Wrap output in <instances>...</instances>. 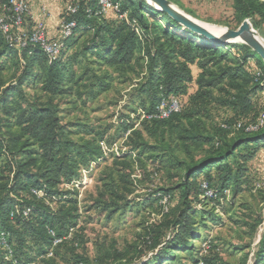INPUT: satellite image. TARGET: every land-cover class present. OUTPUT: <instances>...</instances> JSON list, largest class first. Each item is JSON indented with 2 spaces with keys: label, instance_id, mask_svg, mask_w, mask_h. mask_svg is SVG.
<instances>
[{
  "label": "trees",
  "instance_id": "1",
  "mask_svg": "<svg viewBox=\"0 0 264 264\" xmlns=\"http://www.w3.org/2000/svg\"><path fill=\"white\" fill-rule=\"evenodd\" d=\"M64 1L62 19L76 21L77 27L62 55L77 34L94 31L85 54L95 53L110 65L129 66L136 59H146L149 80L142 90L150 103L144 102L143 114L154 113L163 98L176 96L182 103L181 111L168 118L144 116L154 125L153 131L165 134L171 127L188 149L189 143L210 145L202 158L178 161L184 172L182 182L175 187L179 202L168 223L171 233L164 239L160 232L153 235L155 254L144 264L173 263L181 251L196 255L195 242L202 239L200 229L206 226L195 202L227 198L228 192L237 195L253 181L249 164L264 148L263 59L245 43H215L184 28L146 0H113L120 5L111 10L114 17L102 12L100 0ZM72 5L78 7L77 12L68 11ZM235 9L234 19L224 24L231 29H238L246 19L258 29L254 16L264 19V0H235ZM124 14H128L127 19ZM30 21L28 17L26 28ZM7 54L23 60L24 66L17 82L4 88L0 96V107L8 115H16L21 127L19 132L6 135L0 127V159H10L13 173L8 194L0 198V244L4 247L0 264H45L56 255L68 264H90L84 256L62 253L61 247L78 225V200L72 191L60 186L72 182L80 166H89L102 158L103 152L92 141L81 144L70 139L58 107L52 101H32L25 89L29 81L41 80L43 91L52 96L70 92L66 87L68 62L62 55L51 61L39 45L12 46L0 29V58ZM22 102L26 108L14 106ZM215 103L232 115L210 135L203 129L202 118L210 116V105ZM183 121L190 128L175 124ZM123 123L124 131L134 127L132 122ZM140 140L138 148L149 146ZM29 144L34 148L24 153ZM204 182L217 193L216 198L205 197ZM162 197L170 200L172 194L162 193ZM57 238L62 241L56 244ZM203 250L200 248V256L194 257L195 264H219ZM257 264H264V240Z\"/></svg>",
  "mask_w": 264,
  "mask_h": 264
},
{
  "label": "rangeland",
  "instance_id": "2",
  "mask_svg": "<svg viewBox=\"0 0 264 264\" xmlns=\"http://www.w3.org/2000/svg\"><path fill=\"white\" fill-rule=\"evenodd\" d=\"M78 36L62 55L68 62L66 87L70 92L52 96L43 91L41 80L29 81L25 87L32 101H52L58 107L70 139L81 144L92 141L103 152V157L89 166H80L72 182L60 186L72 191L78 200V225L61 250L66 256H84L90 264H144L155 254L153 235L160 232L164 239L171 233L168 223L179 202L175 187L182 182L184 172L178 161L200 159L210 145L189 143L188 149L171 127L165 134L154 132V125L143 114L144 102L150 103L142 90L149 80L147 60L136 59L129 66L110 65L95 53H84L94 31ZM23 66V60L14 55L0 58V96L4 88L17 82ZM218 104L210 105V116L202 118L206 134L215 135L217 126L232 115ZM14 106L22 110L27 105L22 102ZM128 121L134 127L124 131L123 122ZM175 124L190 128L186 121ZM0 127L4 135L21 130L16 115H8L2 107ZM139 137L148 148H138ZM32 148L29 144L24 153ZM10 163L5 156L0 159V198L8 194L12 184ZM249 168L253 181L245 184L242 192L195 202L206 226L200 229L202 239L195 242L196 255L181 251L170 264H195L200 248L219 264H257L264 240V148ZM162 193L172 194V198L167 201ZM3 248L0 244V253ZM45 264L68 263L56 255Z\"/></svg>",
  "mask_w": 264,
  "mask_h": 264
},
{
  "label": "built area",
  "instance_id": "3",
  "mask_svg": "<svg viewBox=\"0 0 264 264\" xmlns=\"http://www.w3.org/2000/svg\"><path fill=\"white\" fill-rule=\"evenodd\" d=\"M100 3L102 12L105 14H108L111 10H118L120 7L119 3H114L113 0H100ZM77 10V6L68 7V11L71 13H75ZM30 11L28 0H0V29L10 45L19 47H24L28 44L39 45L48 54L51 61L58 59L65 49L66 41L74 34L77 27L76 21L62 19L59 26V35L57 38H52L48 33L45 21L36 23L31 29L26 28L25 24L27 18L30 17ZM123 17L127 19L128 14H124ZM262 40L264 41V37ZM181 109L182 103L179 98L172 96L169 99L163 98L154 113L144 116L148 119H165L173 113L181 111ZM261 124H263V120ZM257 128V126L251 127V129ZM203 189L205 197H217V193L207 182L203 183ZM166 200L168 201V198ZM52 233L55 234L54 232ZM61 241L62 239L57 238L55 243L57 244Z\"/></svg>",
  "mask_w": 264,
  "mask_h": 264
},
{
  "label": "crops",
  "instance_id": "4",
  "mask_svg": "<svg viewBox=\"0 0 264 264\" xmlns=\"http://www.w3.org/2000/svg\"><path fill=\"white\" fill-rule=\"evenodd\" d=\"M176 5L189 15L210 25L226 27L236 14L235 0H175ZM30 6L31 21L28 29L36 23L45 21L50 37L59 35V26L62 21V13L65 8L64 0H28ZM108 17H114V12L110 11ZM258 25V32L264 37V19L259 15L254 16ZM264 95V92H263ZM264 97V96H263Z\"/></svg>",
  "mask_w": 264,
  "mask_h": 264
},
{
  "label": "water",
  "instance_id": "5",
  "mask_svg": "<svg viewBox=\"0 0 264 264\" xmlns=\"http://www.w3.org/2000/svg\"><path fill=\"white\" fill-rule=\"evenodd\" d=\"M157 9L169 14L177 23L184 28L190 29L215 43H236L241 41L249 45L264 61V41L260 33L254 28L250 20L242 22L238 29L224 27L216 31L209 24L198 20L179 8L172 0H146Z\"/></svg>",
  "mask_w": 264,
  "mask_h": 264
},
{
  "label": "bare ground",
  "instance_id": "6",
  "mask_svg": "<svg viewBox=\"0 0 264 264\" xmlns=\"http://www.w3.org/2000/svg\"><path fill=\"white\" fill-rule=\"evenodd\" d=\"M209 26L211 27L210 24H209ZM212 26H213V25H212ZM211 28H212V27H211ZM213 28H215L214 30H216V31H220V30H223V29H224L223 27L221 28V27H219V26H217V25H214ZM213 28H212V29H213Z\"/></svg>",
  "mask_w": 264,
  "mask_h": 264
}]
</instances>
